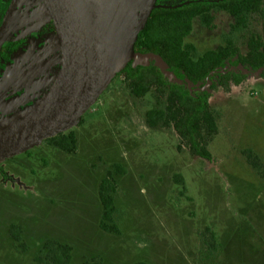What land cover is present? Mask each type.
<instances>
[{
  "label": "rangeland",
  "instance_id": "rangeland-1",
  "mask_svg": "<svg viewBox=\"0 0 264 264\" xmlns=\"http://www.w3.org/2000/svg\"><path fill=\"white\" fill-rule=\"evenodd\" d=\"M233 23L225 13L213 14L210 26L195 20L184 40L191 56L228 43L245 53L261 22ZM244 75L238 85L207 87L218 124L208 161L192 155L172 126L149 127L152 92L135 97L116 71L70 129L74 153L44 141L0 164V264H39L48 239L72 246L70 264L94 257L100 264H264V177L245 154L251 150L264 167V79ZM116 163L127 169L114 194L120 234L99 228L98 187ZM12 225L21 227L22 248Z\"/></svg>",
  "mask_w": 264,
  "mask_h": 264
},
{
  "label": "trees",
  "instance_id": "trees-1",
  "mask_svg": "<svg viewBox=\"0 0 264 264\" xmlns=\"http://www.w3.org/2000/svg\"><path fill=\"white\" fill-rule=\"evenodd\" d=\"M213 7L222 9L232 16L233 29L247 28L251 18H257L261 22V30L251 34L248 39L245 53L232 43H228L197 58L191 56L193 46L186 45L184 40L190 34L194 20L199 19L203 24L210 26L213 16L210 8ZM135 49L157 53L168 68H181L193 88L204 83L210 73L214 74L210 88L215 86V81L224 86L229 82L240 84L245 75L240 69L228 71L233 62L253 72L262 69L259 75L264 79V0H226L215 4H192L176 10L156 9L151 13L145 27L136 34ZM217 70L224 73L219 74L215 72ZM121 72L125 75L127 86L135 97L141 98L152 92L155 105L146 113V123L149 127L172 126L192 155L212 160L208 145L218 133V124L210 106L209 89L190 92L186 84L163 75L153 62L139 67H126ZM68 131L46 139L45 142L66 153H74L77 149L76 136L72 130ZM180 147L179 145L178 149ZM245 154L250 166L264 177V167H260L257 157L251 150H246ZM126 173L127 169L116 163L99 184L98 198L101 204L99 228L105 232L120 234L116 222L114 194L117 191L116 176H124ZM174 181L183 184L180 175H175ZM10 234L22 248L24 245L21 227L12 225ZM209 239L214 242V233H210ZM211 247L216 249L214 244H211ZM72 250L69 244L48 239L43 242L41 253L35 257V261L39 264H70ZM100 263L101 258L94 257L83 264Z\"/></svg>",
  "mask_w": 264,
  "mask_h": 264
},
{
  "label": "water",
  "instance_id": "water-1",
  "mask_svg": "<svg viewBox=\"0 0 264 264\" xmlns=\"http://www.w3.org/2000/svg\"><path fill=\"white\" fill-rule=\"evenodd\" d=\"M61 41L62 63L58 77L48 93L24 113L0 122V164L41 145L46 139L77 126L84 113L97 101L116 71L123 70L126 59L154 58L155 66L170 79L180 77L190 92L205 90L210 75L202 86L192 87L183 70L168 68L157 53L141 56L129 50L118 63L124 37L128 49L134 36L133 14L129 0H43ZM139 25H145L153 4L136 0ZM242 74L261 73L242 68L233 62L228 71ZM219 74L224 72L215 71ZM209 85V87H208ZM208 87V88H207Z\"/></svg>",
  "mask_w": 264,
  "mask_h": 264
},
{
  "label": "flooded vegetation",
  "instance_id": "flooded-vegetation-1",
  "mask_svg": "<svg viewBox=\"0 0 264 264\" xmlns=\"http://www.w3.org/2000/svg\"><path fill=\"white\" fill-rule=\"evenodd\" d=\"M149 1L153 7L146 23L156 9L176 10L192 4H215L226 0ZM129 2L133 14L134 36L130 49L127 45L128 40L124 37L118 63H121L122 57L129 50L141 56L154 53L135 49V36L146 23L143 27H138V3L136 0ZM210 10L212 14L230 15L216 7ZM150 62L155 63V59H136L129 56L121 71L126 67H139ZM61 63V41L44 1L0 0V122L24 113L39 102L56 81ZM82 122L83 118L78 125Z\"/></svg>",
  "mask_w": 264,
  "mask_h": 264
}]
</instances>
